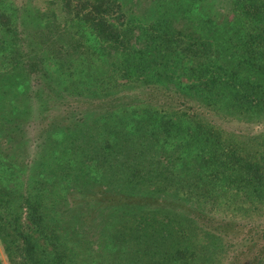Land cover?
Returning <instances> with one entry per match:
<instances>
[{
	"label": "trees",
	"instance_id": "trees-1",
	"mask_svg": "<svg viewBox=\"0 0 264 264\" xmlns=\"http://www.w3.org/2000/svg\"><path fill=\"white\" fill-rule=\"evenodd\" d=\"M0 237L264 264V0H0Z\"/></svg>",
	"mask_w": 264,
	"mask_h": 264
},
{
	"label": "rangeland",
	"instance_id": "rangeland-1",
	"mask_svg": "<svg viewBox=\"0 0 264 264\" xmlns=\"http://www.w3.org/2000/svg\"><path fill=\"white\" fill-rule=\"evenodd\" d=\"M14 1H17L18 4L22 2V0H14ZM125 9L126 10L129 9V7ZM0 258L3 264H11V262L9 261L8 255L6 253V250H5V243L2 241L1 237H0Z\"/></svg>",
	"mask_w": 264,
	"mask_h": 264
}]
</instances>
